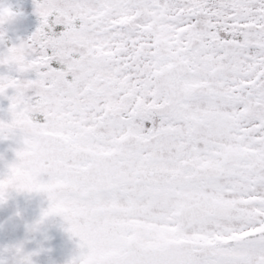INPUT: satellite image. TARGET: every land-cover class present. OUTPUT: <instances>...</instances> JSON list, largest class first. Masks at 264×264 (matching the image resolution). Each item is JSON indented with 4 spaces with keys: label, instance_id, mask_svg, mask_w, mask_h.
<instances>
[{
    "label": "snow or ice",
    "instance_id": "1",
    "mask_svg": "<svg viewBox=\"0 0 264 264\" xmlns=\"http://www.w3.org/2000/svg\"><path fill=\"white\" fill-rule=\"evenodd\" d=\"M36 12L0 96L43 117L30 163L49 211L78 220V264H264V0Z\"/></svg>",
    "mask_w": 264,
    "mask_h": 264
},
{
    "label": "clouds",
    "instance_id": "2",
    "mask_svg": "<svg viewBox=\"0 0 264 264\" xmlns=\"http://www.w3.org/2000/svg\"><path fill=\"white\" fill-rule=\"evenodd\" d=\"M15 18L14 16L5 17L4 22L0 23V46H6L9 41L8 28L6 25L10 24ZM12 47V46H10ZM0 53V60L5 61V66H14L9 53V48ZM6 94V93H5ZM10 120L2 121L3 126L0 127V141H12L10 150L14 154V158L8 160L5 155L0 154V205H4L14 194H46L48 206L44 209L35 222L33 227L39 228L43 226L50 218L60 217L63 221L61 227L70 233L73 237H78L74 232L69 231L73 228L78 220L76 218L67 217L66 214L49 211L50 208L56 203V198L50 199V194L36 185L43 183L41 177L43 173H37L32 167L30 161L37 152L40 151L43 143L44 136L42 130L36 125L35 119L31 114L23 113L22 110L17 108L11 110ZM45 213H48L45 215ZM81 240L79 238L80 251L77 255L73 256L66 264H78L79 258L83 249L80 247ZM37 253L25 252L22 250L20 254L13 252L11 260H7V264H35L32 259Z\"/></svg>",
    "mask_w": 264,
    "mask_h": 264
},
{
    "label": "flooded vegetation",
    "instance_id": "3",
    "mask_svg": "<svg viewBox=\"0 0 264 264\" xmlns=\"http://www.w3.org/2000/svg\"><path fill=\"white\" fill-rule=\"evenodd\" d=\"M0 110L5 111L1 103ZM35 119L41 122L40 119ZM12 144V141H0V154L5 155L8 160L14 158L10 150ZM41 179L46 181L48 177L44 174ZM47 206V196L43 193L14 194L6 204L0 205V256L10 261L11 254L20 247L25 252L37 253L32 257L35 264H41L43 261H47L46 264L51 263L54 237H59V233L68 232L61 227L63 221L60 217L50 218L39 228L33 227ZM79 251L78 241L77 254ZM62 255L65 257L67 254L62 252Z\"/></svg>",
    "mask_w": 264,
    "mask_h": 264
},
{
    "label": "rangeland",
    "instance_id": "4",
    "mask_svg": "<svg viewBox=\"0 0 264 264\" xmlns=\"http://www.w3.org/2000/svg\"><path fill=\"white\" fill-rule=\"evenodd\" d=\"M0 7H9L11 10H17L23 16L28 17L32 20V27L34 28V32L40 26L41 18L36 12V2L33 0H0ZM34 21V22H33ZM9 41L6 46H0V53L6 51V47L10 46H18L24 41H27L30 37L29 33H16V34H8ZM0 75H10L13 77H17L18 73L15 72L14 66L9 67L5 65H0ZM22 78L25 79H35V73H25L22 74ZM15 94L14 89H7L6 94L4 96H0V101L7 106L9 109L11 101L7 99V97ZM37 117H43L39 114H35ZM69 237V238H68ZM69 240V242H67ZM79 241L78 237H73L70 233H59V237H54V248L52 253V259L50 264H66L73 255H77V243ZM66 253L67 255L64 257L62 255ZM47 261L41 262V264H46Z\"/></svg>",
    "mask_w": 264,
    "mask_h": 264
},
{
    "label": "water",
    "instance_id": "5",
    "mask_svg": "<svg viewBox=\"0 0 264 264\" xmlns=\"http://www.w3.org/2000/svg\"><path fill=\"white\" fill-rule=\"evenodd\" d=\"M14 21V20H13ZM13 21L9 24V29L10 31H14L16 30L17 28H15L14 24H13ZM22 26H25V23L24 21L21 20V23H20V26L19 27H22Z\"/></svg>",
    "mask_w": 264,
    "mask_h": 264
}]
</instances>
